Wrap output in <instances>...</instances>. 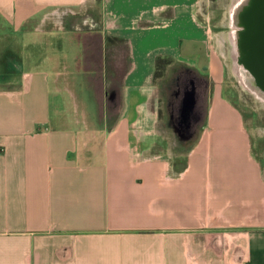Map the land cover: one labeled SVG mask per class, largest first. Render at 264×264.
Listing matches in <instances>:
<instances>
[{
  "label": "crops",
  "instance_id": "crops-1",
  "mask_svg": "<svg viewBox=\"0 0 264 264\" xmlns=\"http://www.w3.org/2000/svg\"><path fill=\"white\" fill-rule=\"evenodd\" d=\"M203 1L0 0V264H264V179L239 113L214 90L188 145L154 78L201 40L184 23ZM82 55L95 109L78 103L98 129L56 118Z\"/></svg>",
  "mask_w": 264,
  "mask_h": 264
},
{
  "label": "rangeland",
  "instance_id": "rangeland-1",
  "mask_svg": "<svg viewBox=\"0 0 264 264\" xmlns=\"http://www.w3.org/2000/svg\"><path fill=\"white\" fill-rule=\"evenodd\" d=\"M233 2L234 0H204L199 9L195 7L196 5L193 6L190 14L193 15L195 24L189 15L192 21L185 22L184 25L196 26L201 40L195 43L181 41L177 56L175 53L167 52L164 56L158 57L154 78L166 81V99L169 101L171 111L166 115L171 121L168 124L171 127L182 128L184 133L189 132L190 135L185 137V143L188 145L194 142L198 130L205 126L208 99L214 90H219L231 107L239 113L241 124L248 130L251 150L261 165L264 179V106L242 86L240 77L233 71L234 63L228 53ZM88 27L89 25L85 24L75 31L82 32ZM57 28L56 31H59ZM89 58V55L88 57L82 55L77 65H74L79 70V73L75 71L73 76L76 87H70L72 94L66 97L63 115H57L56 118L61 119L62 123L65 117L78 128L98 129L100 115H82L78 103L83 97H88L89 105L94 107L91 93L84 82V77L89 74L84 73L89 68ZM93 62L95 68L100 67L99 60ZM211 69L216 71L214 77L215 71L211 72ZM162 90V96H165L164 89ZM54 102L56 103V99Z\"/></svg>",
  "mask_w": 264,
  "mask_h": 264
},
{
  "label": "water",
  "instance_id": "water-1",
  "mask_svg": "<svg viewBox=\"0 0 264 264\" xmlns=\"http://www.w3.org/2000/svg\"><path fill=\"white\" fill-rule=\"evenodd\" d=\"M231 8L233 63L248 86L264 95V0H234Z\"/></svg>",
  "mask_w": 264,
  "mask_h": 264
},
{
  "label": "bare ground",
  "instance_id": "bare-ground-1",
  "mask_svg": "<svg viewBox=\"0 0 264 264\" xmlns=\"http://www.w3.org/2000/svg\"><path fill=\"white\" fill-rule=\"evenodd\" d=\"M225 40H227V39L225 38ZM228 41H229V46H228L229 52L228 53L232 57V60H233V54H232L233 44H232V41L230 39V36H228ZM233 65H234L233 71L237 76L240 77L242 86L247 91L251 92V94L255 97V99L258 100L259 102H261V104L264 106V95L257 93V91L255 89H253L252 87H249L248 84L246 83L245 79L243 78V74L240 71V69L237 66H235V64H233Z\"/></svg>",
  "mask_w": 264,
  "mask_h": 264
},
{
  "label": "trees",
  "instance_id": "trees-1",
  "mask_svg": "<svg viewBox=\"0 0 264 264\" xmlns=\"http://www.w3.org/2000/svg\"><path fill=\"white\" fill-rule=\"evenodd\" d=\"M108 41H111L110 38L108 39Z\"/></svg>",
  "mask_w": 264,
  "mask_h": 264
},
{
  "label": "flooded vegetation",
  "instance_id": "flooded-vegetation-1",
  "mask_svg": "<svg viewBox=\"0 0 264 264\" xmlns=\"http://www.w3.org/2000/svg\"><path fill=\"white\" fill-rule=\"evenodd\" d=\"M170 107V106H169Z\"/></svg>",
  "mask_w": 264,
  "mask_h": 264
}]
</instances>
